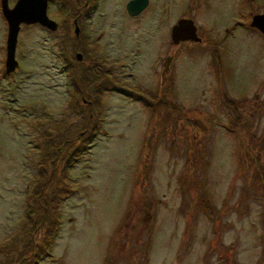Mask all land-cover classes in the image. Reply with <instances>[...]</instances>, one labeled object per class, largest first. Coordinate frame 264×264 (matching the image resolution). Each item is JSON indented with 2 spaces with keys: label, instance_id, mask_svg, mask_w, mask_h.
Segmentation results:
<instances>
[{
  "label": "rangeland",
  "instance_id": "1",
  "mask_svg": "<svg viewBox=\"0 0 264 264\" xmlns=\"http://www.w3.org/2000/svg\"><path fill=\"white\" fill-rule=\"evenodd\" d=\"M127 1L83 18L84 0H49L58 29L22 24L10 73L0 16V264H18L43 219L29 193L52 171L58 228L35 264H264V34L250 26L264 0H149L136 17ZM181 17L201 43H172Z\"/></svg>",
  "mask_w": 264,
  "mask_h": 264
},
{
  "label": "water",
  "instance_id": "2",
  "mask_svg": "<svg viewBox=\"0 0 264 264\" xmlns=\"http://www.w3.org/2000/svg\"><path fill=\"white\" fill-rule=\"evenodd\" d=\"M48 3L49 0H17L10 7L8 0H2L3 13L8 22L5 62L7 73L14 71L18 65L16 46L22 24H40L51 31L58 29V22L48 15ZM148 3L149 0H128L125 4L126 11L129 16L136 17L144 11ZM250 26L257 28L264 34V12L253 14ZM79 29V26L76 25V36L79 35ZM170 37L175 45L188 40L196 43L202 41V35L198 32L196 22L192 17L179 18L171 28ZM76 57L78 60H82L83 55L81 52H77ZM170 59L171 56H168L165 60L166 69H168Z\"/></svg>",
  "mask_w": 264,
  "mask_h": 264
},
{
  "label": "trees",
  "instance_id": "3",
  "mask_svg": "<svg viewBox=\"0 0 264 264\" xmlns=\"http://www.w3.org/2000/svg\"><path fill=\"white\" fill-rule=\"evenodd\" d=\"M88 78L91 80V82L90 81L88 82V79L85 78L86 87H87V85L91 86V84L94 83V81H95L91 77H88ZM77 88H78V86H77ZM108 89H120V90H122L121 88H118V87H109ZM178 116H181V114H180V112L178 110H175L174 111V117H172L173 120H177ZM90 124H92L91 119H89V121L87 123H85V127L83 128L85 133H89V135L86 136V137L89 140L91 139L88 144L91 143V141L93 140V137L95 136L97 130L99 129L98 128L99 125H96V124L92 125V128L89 129L88 125H90ZM171 124H172V122L169 121V118H167L166 120H163L162 122L161 121L157 122V125L162 127L161 130L165 129L164 126H169ZM173 125H174V128H173V130H171V132L172 133H177V131H176L177 128L175 129V126H177L179 124L174 123ZM190 126L195 127V126H197V123L196 122L192 123V125H190ZM78 138L80 139V135H79ZM78 138L71 137L70 140L67 141L69 143L68 144L66 143V147H65L63 152L65 153L67 147H69L71 144L74 143L73 140H79ZM63 141H64V138H62L59 141V143H58V145L56 147H59L60 145H62ZM85 144H86V141L81 143V146H80V148L77 151L78 154L81 151H83V149H84V147L86 145H88V144H86V145ZM52 150H51V153H49L48 149H47L46 153H47V157H48V162L50 161L53 164L52 165L53 168L55 169L60 164V161H61V158H62V152L58 153V154L57 153L54 154ZM45 156H46V154H45ZM76 156L77 155L74 154V153L70 154L69 156H67L66 161H65L66 168L71 167V164H73V162H75L74 160L77 158ZM255 158H258V157H255ZM255 158H254L255 164H256V166H258L257 170H256L257 175H258V180H259L260 184L262 186H264V169H262L264 167H260V165L261 166H264V165L262 163H257V159H255ZM48 175L49 176H47V177L43 176V177L38 178L37 182L35 183V185L33 187L32 192L29 193L28 200H27V208H29L27 210V214L29 215V218H30V215H31V208H32V206H34L35 210L37 211V214H38V210L40 212H43V219L40 220V221L36 220L35 221L36 224H34V227H32V229L30 228V231L33 234V237L31 236V238H29L27 241H25V244L23 245V253L21 254V258L16 260L18 264H35V263H37L38 262L37 261L38 258L40 259L42 256H44L47 253L48 248H46V243H47V247L51 245V243L53 241V238H51V236L55 235V233L57 231L58 218L55 215V211H54V213H52L53 212L52 207L51 208L48 207L49 206L48 205V200H47V198H45V194H43V192H44L43 189L46 188L47 184H42V179L46 178L45 181H51L50 177H52V179H53L54 171L49 172ZM40 188H41V190H40ZM62 189L66 190L65 188H62ZM29 197H31V198H29ZM201 198L204 199L203 195H202ZM201 198H200V200L198 202L200 205H201V200H202ZM199 204H198V206H199ZM50 212H51V215H47ZM207 213H208V215L212 216L213 212L208 210ZM46 220H48V221L46 222ZM40 228L41 229L45 228L46 229V233H49L48 234L49 237L45 238V241H42V242H41V239L39 238V236H37ZM24 260H26V261H24Z\"/></svg>",
  "mask_w": 264,
  "mask_h": 264
},
{
  "label": "flooded vegetation",
  "instance_id": "4",
  "mask_svg": "<svg viewBox=\"0 0 264 264\" xmlns=\"http://www.w3.org/2000/svg\"><path fill=\"white\" fill-rule=\"evenodd\" d=\"M8 4H9L10 7L12 6L11 3H10V0H8ZM89 7H90V9H89ZM97 7H98V0L93 1L92 4H90L89 0H84V4H83V7H82V9L84 10V12H83V18H84V16H85V18H87V16L90 14V12L92 10H94V8L96 9ZM92 12H94V11H92ZM0 16H1V18L3 19V21L6 24V27H7V35H8V22H7V19L5 18L4 13H3L2 0H0ZM79 18L82 19V16L80 14H79ZM75 21L76 20L73 19V22H75ZM79 32H80V29H79ZM202 41H203V39H202ZM75 53H77V51ZM83 58H84V55H83ZM83 58H82V60H79V61L82 62L83 61ZM63 60L65 61V59H63ZM67 65L68 64L65 62L64 63V67H67ZM69 66H70V64H69ZM97 73H99V72H97Z\"/></svg>",
  "mask_w": 264,
  "mask_h": 264
}]
</instances>
